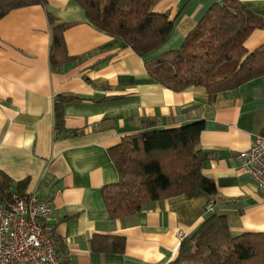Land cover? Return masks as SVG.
Here are the masks:
<instances>
[{
  "label": "crops",
  "instance_id": "1",
  "mask_svg": "<svg viewBox=\"0 0 264 264\" xmlns=\"http://www.w3.org/2000/svg\"><path fill=\"white\" fill-rule=\"evenodd\" d=\"M221 1L157 0L153 11L167 13L172 30L144 57L89 24L73 0L36 2L0 18V172L53 206L59 264H168L178 254V231L189 235L211 213L224 216L232 235L264 232V187L237 158L264 130V77L223 93L201 86L176 92L153 80L145 65L180 47ZM240 1L263 22L244 39L252 51L264 43V0ZM56 24L66 25L72 57L59 67L49 59ZM59 97L72 99L62 107V130L56 128ZM196 120L204 124L197 146L207 152L202 174L216 189L212 211L206 210L212 197L199 190L111 218L102 198V188L118 181L109 149L149 122L167 129ZM98 235L123 237V251L92 250Z\"/></svg>",
  "mask_w": 264,
  "mask_h": 264
},
{
  "label": "trees",
  "instance_id": "2",
  "mask_svg": "<svg viewBox=\"0 0 264 264\" xmlns=\"http://www.w3.org/2000/svg\"><path fill=\"white\" fill-rule=\"evenodd\" d=\"M73 1L82 7L89 24L121 39L124 48L141 57L156 50L172 30L168 14L153 11L157 0ZM36 2L46 0H0V18L13 8ZM49 19L55 23L53 17ZM262 26L240 0H222L209 8L180 47L146 61L147 73L176 92L191 86L204 87L209 94L237 89L264 77V43L252 51L243 44L250 32ZM65 27H52L49 59L53 67L72 59L64 41ZM71 100H56L57 130L63 128L62 107ZM151 124L109 149L118 181L102 188V198L111 218L131 215L150 201L172 195L191 197L201 190L214 198L215 185L202 174L207 152L197 148L203 121L167 129ZM23 185L0 172V201L6 202L14 193L25 195ZM90 245L101 253H119L124 238L98 235ZM168 264H264V232L232 235L224 216L211 213L181 240L176 258Z\"/></svg>",
  "mask_w": 264,
  "mask_h": 264
},
{
  "label": "built area",
  "instance_id": "3",
  "mask_svg": "<svg viewBox=\"0 0 264 264\" xmlns=\"http://www.w3.org/2000/svg\"><path fill=\"white\" fill-rule=\"evenodd\" d=\"M240 167L264 187V130L237 155ZM214 199L206 205L212 211ZM53 206L35 193L12 194L0 201V264H59L52 241ZM182 240L185 235L178 231Z\"/></svg>",
  "mask_w": 264,
  "mask_h": 264
}]
</instances>
